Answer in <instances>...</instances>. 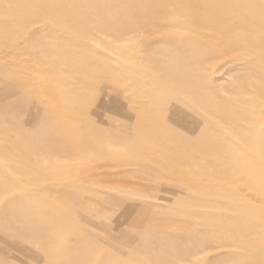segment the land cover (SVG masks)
<instances>
[{
    "label": "rangeland",
    "instance_id": "374dc122",
    "mask_svg": "<svg viewBox=\"0 0 264 264\" xmlns=\"http://www.w3.org/2000/svg\"><path fill=\"white\" fill-rule=\"evenodd\" d=\"M0 264H264V0H0Z\"/></svg>",
    "mask_w": 264,
    "mask_h": 264
}]
</instances>
